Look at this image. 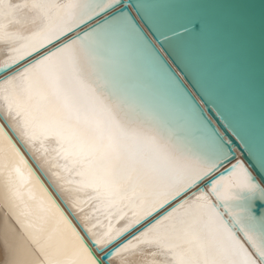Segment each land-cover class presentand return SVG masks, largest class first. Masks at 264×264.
Here are the masks:
<instances>
[{"label":"snow or ice","instance_id":"snow-or-ice-1","mask_svg":"<svg viewBox=\"0 0 264 264\" xmlns=\"http://www.w3.org/2000/svg\"><path fill=\"white\" fill-rule=\"evenodd\" d=\"M213 28L208 0H0V264H264V21L258 133L249 26L227 74Z\"/></svg>","mask_w":264,"mask_h":264},{"label":"water","instance_id":"water-1","mask_svg":"<svg viewBox=\"0 0 264 264\" xmlns=\"http://www.w3.org/2000/svg\"><path fill=\"white\" fill-rule=\"evenodd\" d=\"M141 2L168 4L186 3L188 0H141ZM208 11L214 24L213 31L208 40L209 49L221 71L225 74L232 70L235 61V36L232 29L233 21L237 16L242 15L249 26L246 40L250 52V68L253 78V93L250 98L249 113L258 133L260 127V29L261 23L264 21V0H208ZM132 14L139 23L140 28L143 29L152 42L156 44L157 49L161 50L163 46L156 42L148 26L139 19L137 13L133 11ZM167 26L175 27L176 23H169ZM164 59L172 71L179 76L181 83L184 84L188 92L197 100V103L204 110V116L209 121L211 128L225 140H231L236 159L245 160V163H247L246 150L241 151L244 147L243 142L240 141L239 137H237L228 126V121L216 112L215 105L204 104L196 89L188 83L187 77L180 72V69L176 66L171 57L165 54ZM209 109H211V111ZM32 163L36 166L33 161ZM228 166L229 165H225V167ZM36 168L38 169L37 166ZM221 171H223V169H221ZM45 183L47 184V181H45ZM49 187L51 190V186ZM57 199L59 200V197H57ZM73 222L77 223L76 220ZM77 226L80 227L78 223Z\"/></svg>","mask_w":264,"mask_h":264},{"label":"bare ground","instance_id":"bare-ground-1","mask_svg":"<svg viewBox=\"0 0 264 264\" xmlns=\"http://www.w3.org/2000/svg\"><path fill=\"white\" fill-rule=\"evenodd\" d=\"M30 163H32V161H31V160H30ZM34 163H35V162H34ZM32 165H33V167H34V168H36V166H37V165H36V163H35V165H36V166H34V164H33V163H32ZM36 170H37V172L39 173V171H38V170H39V168H38V169L36 168Z\"/></svg>","mask_w":264,"mask_h":264}]
</instances>
